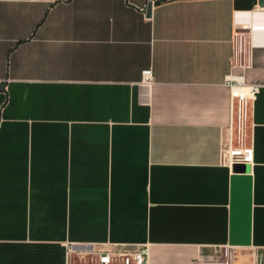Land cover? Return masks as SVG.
<instances>
[{
	"label": "crops",
	"instance_id": "crops-1",
	"mask_svg": "<svg viewBox=\"0 0 264 264\" xmlns=\"http://www.w3.org/2000/svg\"><path fill=\"white\" fill-rule=\"evenodd\" d=\"M237 77L253 163L228 166ZM143 245L262 256L264 0H0V264Z\"/></svg>",
	"mask_w": 264,
	"mask_h": 264
},
{
	"label": "built area",
	"instance_id": "built-area-1",
	"mask_svg": "<svg viewBox=\"0 0 264 264\" xmlns=\"http://www.w3.org/2000/svg\"><path fill=\"white\" fill-rule=\"evenodd\" d=\"M153 72L151 69L143 72V82L150 84L153 82ZM233 104L235 107V123L231 128L228 142L223 146L222 162L228 166L233 163H253V152L248 146L247 122L249 117V103L255 100L260 86L248 84L243 77L233 79ZM227 256L220 262L212 258L206 264H232L233 251L225 249ZM262 256L257 260V264H264V249ZM74 255H78L75 259ZM150 247L148 245L138 246L133 250L122 247L95 251L93 249L78 250L75 246L67 248V264H149ZM205 264V263H204Z\"/></svg>",
	"mask_w": 264,
	"mask_h": 264
},
{
	"label": "rangeland",
	"instance_id": "rangeland-1",
	"mask_svg": "<svg viewBox=\"0 0 264 264\" xmlns=\"http://www.w3.org/2000/svg\"><path fill=\"white\" fill-rule=\"evenodd\" d=\"M248 84H254V83H248ZM252 102L249 103V106L251 105ZM227 254H229L228 252H226L225 249H221V250H214V256L219 258L220 260H224L225 256H227Z\"/></svg>",
	"mask_w": 264,
	"mask_h": 264
},
{
	"label": "water",
	"instance_id": "water-1",
	"mask_svg": "<svg viewBox=\"0 0 264 264\" xmlns=\"http://www.w3.org/2000/svg\"><path fill=\"white\" fill-rule=\"evenodd\" d=\"M151 10H152V2H149L147 6V16H151Z\"/></svg>",
	"mask_w": 264,
	"mask_h": 264
}]
</instances>
